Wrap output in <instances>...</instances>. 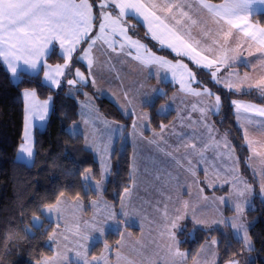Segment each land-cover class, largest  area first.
<instances>
[{"label": "snow or ice", "instance_id": "6c2138e0", "mask_svg": "<svg viewBox=\"0 0 264 264\" xmlns=\"http://www.w3.org/2000/svg\"><path fill=\"white\" fill-rule=\"evenodd\" d=\"M255 5H264V0H222L221 3L213 4L209 0H151L145 4L143 0H0V62L6 66V70L15 79L19 76L21 65L26 66L25 71L38 74L43 72V82L52 89H61L65 84L69 86V92L79 91L77 85L83 87H96V69L103 68L111 64L113 55L129 57L136 61L139 66L149 70L150 75H155L159 81L161 73L170 75L174 83L179 84V91L186 96L196 97L197 101L191 104V109L198 112L199 116L193 120L190 113L185 118L191 124L200 126V142L198 143L195 134L188 140H183L181 144L165 151L160 147V143L167 144L164 133L169 126L161 124L159 132H153V139L149 144H156L159 151L170 157L176 165L181 168L186 167L193 176L196 175L195 167L201 163H207L206 152L212 151L217 159L230 161L224 171V182L228 183L234 190L237 200L234 203L236 218L230 222L234 233L238 237V242L247 251H252L253 245L249 235V228L243 220V213L247 204L246 194L253 190L252 184L245 180L239 171V158L234 156L235 148L228 140V133L221 134L210 120L213 114H219L222 109L221 95L212 92L203 86V81L197 79V73L189 67L185 60L190 61L197 68L207 70L211 80L226 88L228 91L240 92L242 86L248 89H257L261 96H264V76L252 80L247 73L243 79L240 74L232 72L237 56L229 55L236 53L238 49L249 50L251 55L252 43H258L262 47L258 51L264 52V26L253 24L250 18L253 15ZM132 18H142L147 25V35L156 41L162 48H167L174 53V59L157 55L145 43L139 39H133L129 33L134 30L135 24L129 23ZM210 23L216 26L215 30L210 27ZM247 38L245 43H240V35ZM230 38L235 39V46L229 43ZM59 48V56L63 63L51 65L48 57ZM99 53V55H97ZM100 56L107 57L101 60ZM86 62V72L75 67V63ZM74 69V71H73ZM228 69L227 75L222 77V73ZM232 76L237 79H231ZM143 87V85H141ZM157 90L153 89V92ZM25 100L24 109V129L21 143L18 146V159L31 163L34 159L35 140L32 133L33 121L44 122L49 113L52 96L40 100L36 90L24 89L22 93ZM85 103L83 108L87 109V118L81 114L82 122L85 125L93 124L99 120L105 131L102 138L94 133L90 137L84 135L87 148L95 151L100 159L101 167L99 179L93 173L91 167H86L81 173L82 179L87 187L90 182L95 181V193L100 198L93 200L92 206L96 211L91 220L77 219L73 229L77 250L75 255L82 259V264H100V258L92 256L88 258L87 243L92 233H99L101 237L105 235V226L110 222L120 226L121 239L116 242L117 264L123 260L124 264H136L132 259L121 255L123 240L127 233L128 217L133 214L128 211V201L132 196V190L136 186V160L133 157L132 171L130 174L132 187L125 186L120 200V212L117 213L113 206L102 202L104 181L110 173V160L112 157L111 145L113 133L117 130L123 131V126L110 122L107 118L101 117L99 110L95 108L87 92L83 93ZM160 95H166L160 90ZM123 99L128 105L133 104V99L124 94ZM231 105L235 111L236 119H240V113H252L264 117V106L253 103H245L238 99H233ZM162 108L160 111H165ZM138 119L148 120L146 114ZM183 126V125H182ZM136 122L132 124V135L135 137L143 133H138ZM243 139L253 152L246 161L247 167L252 168L254 178L259 177L260 191L264 194V167L257 173L249 161H252L256 153L252 149L253 141L249 138V129L244 125ZM69 135L75 137L79 134L77 126L74 124L69 130ZM91 139V142H89ZM171 148V145H169ZM183 147L186 151L183 156L176 153ZM198 157V159H193ZM264 164V160L261 161ZM209 169L205 168L206 180L202 183L212 187L213 184L207 179ZM158 178V177H157ZM216 179H220V174H215ZM195 183H201L198 179ZM203 193L204 188L199 189ZM65 193L60 192L59 196L64 197ZM79 201L80 197H75ZM169 199H171L169 197ZM207 200L208 197L204 196ZM221 202H225L221 198ZM62 199H57L54 203L45 205L47 213L61 214ZM79 207V205H77ZM190 218L194 225L210 227L212 224L223 223L222 220H207L197 216L195 206L190 201H178L173 211L169 213L167 206L163 212L164 223L159 231L158 247L162 248L167 259L165 264H187L189 254L180 250V241L177 238L179 221ZM39 222V218H35ZM56 224V229L60 228ZM67 231V229H66ZM64 235L56 230L48 236L49 241L59 245L58 236ZM67 240V235H64ZM139 243V242H137ZM211 248L218 244L212 239L206 242ZM104 251H111L110 245L105 240ZM201 251H204L202 246ZM103 254H101L102 256ZM213 259L206 264H216V254L212 253ZM57 256H61L59 252ZM192 264H200L199 254L191 257ZM108 264L107 258H104ZM39 264H56V257L51 260L45 259ZM149 264H152L149 261ZM227 264H239L238 259H233Z\"/></svg>", "mask_w": 264, "mask_h": 264}, {"label": "rangeland", "instance_id": "374dc122", "mask_svg": "<svg viewBox=\"0 0 264 264\" xmlns=\"http://www.w3.org/2000/svg\"><path fill=\"white\" fill-rule=\"evenodd\" d=\"M143 2L145 4H149L151 0H143ZM209 2L213 4H218L221 3L222 1L214 2L209 0ZM263 12H264V5L254 6L253 15ZM135 19L139 23H141V25L144 27L145 35H138V30L135 25L134 30L129 33L130 35L133 36V39H139L141 42L145 43L157 55L165 56L168 59H174V53H171L170 49L162 48L156 41L151 39L150 35L146 34L147 25L144 23L142 18H135ZM250 22L253 24H258L259 26H263L259 22L254 21L252 17L250 18ZM129 23L135 24L133 21L130 20ZM210 27H212L213 30H215L216 28V26L211 23H210ZM235 39L237 38H230L229 40V43L233 47L235 46ZM238 39L240 43H245V41L247 40V38L243 37L242 34L238 37ZM261 47L262 46L260 44L253 42L252 47L250 49L251 55L249 54V50L246 49H238L236 53H229V55L237 56V61L234 67L231 69V71L235 73H239L240 79H243L245 73H247V75L252 80H256L259 79L261 76H264V52L257 50L258 48ZM56 50H57L56 51L57 54L59 55L58 46L56 47ZM161 50L164 51L161 52ZM111 62L114 65L113 67L107 65L102 68L103 69L102 73L104 75L100 74V70H98L99 68L96 69V80H97L96 87H92L89 84V86L81 88V86L77 85V89H79V91L73 90L72 92L69 91L67 92V90H69V86H67L66 84L64 85L65 87L64 86L62 87L65 89L67 94L69 93L71 95L73 92H76V94L71 95V97H73L77 102L78 120L72 123L71 125H69L68 130L75 124L79 130V134L77 136H81L82 138L84 135H89L91 137L93 133L97 137L102 138V132L105 131L103 124L99 120L95 121V126H93V124L91 123L88 125H85L84 123H79V120L82 119L80 114V109H83L82 113L85 114L84 118H87V109L82 107V104L86 102L85 97L83 95L84 92L88 93V96L91 98V101L96 107V109H98L96 99L98 97H105L108 100L114 102L124 115L132 117V121L128 126H126L125 124H122L120 122L114 121L106 117L104 114H102L99 111V113L103 117L107 118L109 121L113 122L114 124H119L123 126L122 132L120 130H117L115 133H113V139H112L113 147L111 152L113 155L116 146L119 144L121 146H123L124 143H127L129 145L131 149L129 175L131 174L132 171V163L134 156L136 160V174H135L136 186L132 190V196L130 198V201H128L127 210L130 212L135 210L133 214L128 217V221L131 218H135L136 222H139L140 228L138 230V228L135 226L136 228L132 229V227L134 226L128 223L127 233H129L128 229H130L133 232L138 231V235L140 236L134 233L137 235L138 239L135 238L133 240L131 239L132 237H134L133 232L129 233L130 235H125L123 240V247L121 248V255L123 257H127L128 259L134 260L136 264H149V261H151L152 264H165L167 257L164 251L162 250V248L158 247L159 231L161 230V226L164 223L163 212L165 206H167L169 213H171L178 201H190V203L193 206H195L196 213L199 218L207 219V220L216 219V220L224 221L223 223L212 224L210 227L206 228L202 225H194L189 214V218L179 221V228L176 230L177 238L179 241H180L179 234L184 230V228H186L188 222H191L194 228L200 227L201 229L204 230H211L213 228L220 227L225 224H228L232 229L230 222L236 218V213L234 212L233 208H234V203L237 200V196L234 190L230 187V185L228 183H225L223 179L225 168L231 162L223 159H217L214 156L213 152L210 150L205 153L206 157L208 158L207 163L206 164L201 163L198 166H196L195 167L196 175L193 176L189 171H186L187 165H185V168L179 167L170 157L165 156L163 152L159 151L156 144H149L148 141L150 139H153V132L154 131L159 132L160 130L159 128L158 129L153 128L151 124V111L149 109V107L158 100V97H163L160 95L159 87L160 89L161 87L163 88L162 91L165 94L168 91L169 96L164 101H158L156 106V111L161 115H168V114L172 115L171 119L168 122L163 123L169 126L168 130H166L164 133L167 144H164L163 142L160 143V147L164 148L165 151H171L172 148H175L177 145L181 144L183 140H188L192 138L194 134L197 142L198 143L200 142V131H201L200 126L197 124H191L190 121L185 118L186 114L188 113L191 114L193 120L198 118L199 113L194 112L191 109V104L195 103L197 101V98L186 96L184 93L180 92L179 84L174 83L170 75H167V78H165L166 74L161 73V79L158 81L155 78L154 74L153 75L149 74L148 69L137 65L129 57H124V56L117 57L113 55ZM185 62L188 63L189 67L192 68L193 71L197 73V79L203 81V86L209 88L212 92H214L212 88H210L206 84L205 75L199 74V71L208 73L207 70L202 68H197L190 61L185 60ZM59 63H63V61ZM52 65H56V63ZM4 67L6 68L5 65ZM25 67L26 66L21 65V69L19 70V76L18 78L15 79L11 76V73L9 72L11 76V80L14 83H17L20 80V73L22 72L31 75H36L34 73H31L30 71H25L24 70ZM75 67H79L81 71L86 72V68H87L86 62L75 63ZM111 72H114L113 73L114 81L106 82L105 77H107V75H109ZM227 72L228 69H225L222 73H220V75L224 77L227 75ZM141 76L144 77V79ZM42 77H43V72L41 73V78ZM139 77L140 79L138 80ZM208 78L212 83H214L211 80L209 74H208ZM165 79H168V81H166L165 83L163 82L160 83V81H163ZM231 79L235 80L237 79V77L232 76ZM141 85H143V87H141ZM217 86L227 90L221 85H217ZM153 89L157 91L153 92ZM232 92L236 94H244V93L252 92L255 95V97L252 99L243 98V97H236L233 99H238L245 103H253L258 106H264V103L260 102V100L264 99V96H261L259 91L255 88L248 89L247 86L244 85L242 86V90L240 92H235V91ZM125 93H127L128 96L133 99V104L128 105L126 109L124 105H126L127 102L123 99ZM162 108L166 110L160 111V109ZM233 112L235 114L234 109ZM143 114L147 115L148 120L138 119V117H140ZM213 115L210 116V120L214 124L215 128L219 130V128L217 127V125L213 120ZM235 119H236V115H235ZM133 122H136L138 125H140V127L138 128V133L142 132L143 138H141L140 135H137L135 137L132 135ZM236 124L240 128L242 135H244V128H242L241 125H244L246 128L249 129V138L253 141L252 149L256 153H259L258 156H255L254 159L249 162L252 164V167L255 168L256 172L259 173L261 167H264V164L261 163V161L264 160V117H260L252 113L241 112L240 119L239 120L236 119ZM81 125H85L86 129L84 128V126L82 127ZM125 127H128L127 130H125ZM83 129L85 130V132L83 131ZM35 130L37 129L32 128L33 135ZM81 132H83V135ZM219 132L221 134L224 133L221 130H219ZM89 142H91V139ZM84 144H85V140H84ZM169 145H171V148L169 147ZM246 147L248 149L249 156H252L253 152L249 151L248 145H246ZM88 150L91 151L94 158L98 162L99 170H100L101 162L97 153L90 148ZM185 151L186 150L183 147H181L180 151L176 153V155L183 156ZM234 156L237 157L235 152H234ZM112 157L110 160V173L105 178L103 193L105 190L106 183L109 180L113 170ZM193 159L194 160L198 159V157H194ZM205 168L209 169L207 179L210 183L213 184L212 187H209L208 184L206 183H202L206 180V177L204 175ZM250 170L251 173L253 174L252 168H250ZM217 172H219L220 174L221 177L220 179L215 178V174ZM197 179L201 183H195L194 181ZM255 184H256L255 186L252 185L253 188L252 192L250 194H246V197L241 198L247 200L245 211L243 213V220L248 226V228L250 226V222L246 216L247 210L253 207L255 196L259 200L264 199V194H262L260 191V183L258 176L255 177ZM84 187L85 190H92L95 192V181L90 182L87 187L85 186V182H84ZM129 187H132L131 179H130ZM201 187L204 188L203 193L199 191ZM204 196H207L208 199L207 200L203 199ZM169 197L171 199H169ZM222 197L225 200V202L223 203L221 202ZM60 199L67 200V201L64 200L65 203L64 205L61 206L62 207L61 214L60 215H57L55 213L52 214L47 213V214L48 217L52 218L53 220L52 222H54L53 230H56L59 233L67 235L68 239L65 240L64 235L58 236L57 239L59 240V245L57 243L50 241L54 249V254L52 256L43 258L41 261L45 259L51 260L53 257H56V264H70V262H74L75 264H82V259L75 255L77 246L75 243V237L73 235V229L75 227L74 222L77 219L83 220V218H81L80 216L81 211L87 214L85 216L86 217L85 219L91 220L93 217V213L96 211V209L93 208L91 202L93 200H99L100 198L95 193V196L89 200L87 205L83 203L82 199H79V201L75 199L77 202H72L73 200H70L66 197H61ZM134 199H138L139 203L137 204V202L133 201ZM67 202H69V206L65 205ZM103 203H107L108 205L113 206L114 210L117 213L120 212V203H121L120 199L118 205L115 206L111 201H108L104 197V194H102L101 207H103ZM77 205L81 206L82 210L80 211L75 210L77 209ZM64 213H69V216L72 219L68 218L65 228L60 227L59 229H56V224L59 223L61 217L64 216ZM35 218H33V224L38 225L41 220L39 218V222H36ZM120 231H121L120 226L109 222L105 226L104 237H101L99 233L96 232L92 233L91 236L93 235L98 236V238H100L99 242H104L107 233L109 232L120 233ZM232 231L234 236L238 238L237 235L234 233L233 229ZM190 238L191 236L189 235L188 239ZM120 239L121 237L119 236L118 240ZM212 239L218 241V238L216 237L208 239L201 245V247L195 253V255L199 254L200 264H206V262L211 261L213 259V255H212L213 252H215L216 254V264H218V251H217L218 244L209 248L206 243ZM202 246L204 247V251H201ZM116 247L117 244L115 245V247L110 246L111 248L110 252L104 251V249L102 248L101 253L94 256L100 258V264H105L104 258H107L108 264H117ZM180 250L182 252L189 254L187 249L180 248ZM90 251L88 253L89 259H91L92 257L89 255ZM58 252L62 254V257L57 256ZM129 252H131V255L135 256L134 259L132 258L133 256H131ZM101 254L103 255L101 256ZM254 258L255 255L251 251H247V254L245 255L244 259H239V258L237 259L239 260V264H249ZM120 264H124L123 260L120 261ZM187 264H192L191 258L188 259ZM224 264H227V262H225Z\"/></svg>", "mask_w": 264, "mask_h": 264}, {"label": "trees", "instance_id": "16d2710c", "mask_svg": "<svg viewBox=\"0 0 264 264\" xmlns=\"http://www.w3.org/2000/svg\"><path fill=\"white\" fill-rule=\"evenodd\" d=\"M252 19L264 26V12L254 14ZM130 21L135 23L138 35H145L141 23L135 18ZM56 51L55 49L48 57V63L62 62ZM199 74L205 75L206 84L221 95L222 109L218 115H213V120L219 130L229 134L228 139L239 158L240 172L255 186V178L246 164L249 152L231 105L233 98L252 99L255 95L252 92L236 94L227 91L212 83L208 73L199 71ZM26 88H34L40 99L52 96V109L46 126L34 132L35 149L31 164L16 158L24 124V101L21 92ZM168 96L167 91L166 95L158 97L149 107L151 124L155 129L171 119V114L161 115L156 111L158 101H164ZM260 102L264 103V99ZM96 103L99 111L106 117L126 126L132 121L131 116L124 115L107 98L98 97ZM77 110L76 100L64 88L52 89L43 83L41 73L31 75L22 72L20 80L14 83L0 62V264H39L43 258L52 256L54 249L48 236L53 231L54 222L44 215L45 205L60 199V192H64V197L70 200H75L79 195L85 205L95 196L94 191L85 190L81 173L84 168L91 167L98 179V162L86 148L81 136L72 137L68 133L69 125L78 120ZM130 153L129 145L124 143L123 146L117 145L112 155L113 170L103 194L115 206L119 203L124 187L130 183ZM246 216L250 222L249 235L254 249L251 252L255 255L249 264H264V199L259 200L255 196L254 205L247 210ZM35 217L41 220L38 225L33 224ZM119 236V233L109 232L105 240L115 247ZM179 237V247L187 249L190 258L205 241L214 237L218 238V264L237 258L244 259L247 254L228 224L204 230L200 227L194 228L188 222ZM103 243H95L89 255L100 254Z\"/></svg>", "mask_w": 264, "mask_h": 264}, {"label": "crops", "instance_id": "0c3cea01", "mask_svg": "<svg viewBox=\"0 0 264 264\" xmlns=\"http://www.w3.org/2000/svg\"><path fill=\"white\" fill-rule=\"evenodd\" d=\"M97 55H99V53H97ZM100 59L101 60H106L107 59V57H105V56H100ZM111 59H112V57H111ZM137 65H138V63L136 62V61H134ZM52 65V64H51ZM54 66V65H53ZM87 66V65H86ZM110 66H114L113 64H112V62H111V64H110ZM98 70H100V74L101 75H104L103 73H102V70L103 69H101V68H99ZM42 73V72H41ZM113 73L114 72H111L109 75H107V77H105V80H106V82H109V81H114L113 80ZM142 77V76H141ZM143 79H144V77H142ZM42 79H43V77H42ZM140 79V77L138 78V80ZM166 81H168V79H165V80H163V81H160V83H165ZM47 85V84H46ZM65 87V86H64ZM175 88H176V85H175ZM163 88L161 87V89H160V87H159V90H162ZM66 90H67V88H66ZM24 91V90H23ZM23 91L21 92V96H22V99H23V101H24V109H25V100H24V97H23V95H22V93H23ZM69 90H67V92H68ZM175 91V90H174ZM69 94V93H68ZM76 94V92H73L71 95H75ZM70 95V94H69ZM70 95V96H71ZM93 97V96H92ZM40 99V98H39ZM46 99V98H45ZM40 100H44V99H40ZM96 108V107H95ZM51 109H52V102H51V105H50V108H49V113H48V117H47V119L44 121V122H41V121H39V120H34L33 121V128L34 129H39V130H41V129H43V128H45V126H46V123H47V120H48V118H49V115H50V113H51ZM82 111H83V109H80V114H82ZM100 114V113H99ZM100 116L101 117H103L101 114H100ZM80 118V117H79ZM105 118V117H104ZM82 119H80L79 120V123H83L82 121H81ZM111 122V121H110ZM24 123V122H23ZM82 127L84 126V128H85V125H81ZM23 129H24V124H23ZM86 129V128H85ZM83 131L85 132V130L83 129ZM82 133V135H83V132H81ZM22 136H23V134H22ZM34 136V135H33ZM84 137V136H83ZM112 147H113V142H112V145H111V151H112ZM89 149V148H88ZM17 160H19V161H22V162H25L26 164H31V163H28L26 160H23V159H18V151H17ZM97 160H98V157H97ZM65 200V199H64ZM65 201H67V200H65ZM133 201H135V202H137V204L139 203V201H138V199H134ZM72 202H77L76 200H73ZM64 205V204H63ZM66 206H69V202H67L66 204H65ZM75 210H77V211H80V210H82V208H81V206H79V207H77V209H75ZM44 215L49 219V220H52V218H50V217H48V214H47V212H46V210L44 209ZM87 214L85 213V212H83V211H81V213H80V216H81V218H83V220H87V219H85ZM68 218L69 219H72L70 216H69V213H64V216L63 217H61V219H60V221H59V224L61 225L60 227H63V228H65V225H66V222H67V220H68ZM53 221V220H52ZM128 223L129 224H131L132 226H134V227H132V228H138V230H139V228H140V225H139V222H136V220H135V218H131L129 221H128ZM136 226V227H135ZM129 230V233H132L133 231H131L130 229H128ZM134 233H136L137 235H138V231L137 232H133V236L134 237H132L131 239H138V237H137V235L136 234H134ZM138 236H140V235H138ZM100 241V238H98V236H91V238H90V240H89V242L87 243V249H88V253H89V251H90V249H91V247L95 244V243H97V242H99ZM130 253V255H131V252H129ZM131 256H133L132 258L134 259V255H131ZM110 261H112V260H110ZM70 264H75L74 262H70ZM93 264H95V263H93Z\"/></svg>", "mask_w": 264, "mask_h": 264}]
</instances>
